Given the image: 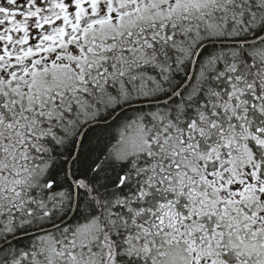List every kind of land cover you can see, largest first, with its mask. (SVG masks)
Listing matches in <instances>:
<instances>
[{
    "label": "snow or ice",
    "instance_id": "6c2138e0",
    "mask_svg": "<svg viewBox=\"0 0 264 264\" xmlns=\"http://www.w3.org/2000/svg\"><path fill=\"white\" fill-rule=\"evenodd\" d=\"M0 264H264V0H0Z\"/></svg>",
    "mask_w": 264,
    "mask_h": 264
}]
</instances>
